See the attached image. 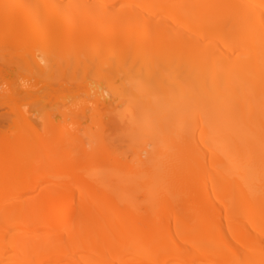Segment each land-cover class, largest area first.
<instances>
[{
    "label": "bare ground",
    "instance_id": "6f19581e",
    "mask_svg": "<svg viewBox=\"0 0 264 264\" xmlns=\"http://www.w3.org/2000/svg\"><path fill=\"white\" fill-rule=\"evenodd\" d=\"M1 9L14 20L0 32L23 38L29 76L73 91L59 112L89 108L100 128L105 117L136 165L118 194L82 171L110 144L89 151L77 129L57 130L41 137L47 152L58 147L41 162L2 135L0 264H264V0H0ZM15 63L7 57L0 73ZM32 87L10 86V96Z\"/></svg>",
    "mask_w": 264,
    "mask_h": 264
},
{
    "label": "rangeland",
    "instance_id": "374dc122",
    "mask_svg": "<svg viewBox=\"0 0 264 264\" xmlns=\"http://www.w3.org/2000/svg\"><path fill=\"white\" fill-rule=\"evenodd\" d=\"M51 15L52 13L48 11L43 18L36 19L37 26L41 28ZM157 18H162V16L158 15ZM13 20L3 14V9L0 10L1 26H8L13 23ZM46 26L45 24L44 27ZM22 42V37L11 39L0 32V66L9 56L14 57L16 60L12 67L8 66L9 69L6 74L0 73V91L3 90L5 96L0 99V137L4 134L10 135L9 140L19 146L25 156L41 162H47L46 159L49 155L53 154L58 148L55 145L50 146L47 152L43 148L44 144L41 137L52 136L54 131L57 130L70 132L77 129L82 134L81 145L86 146L89 151L98 148L100 143H108L112 147L110 155L104 158H88L82 163V167H84L82 171L91 177L92 182L96 180L99 182L100 179L103 185L114 186L119 194L128 172L136 165L130 153L129 140L123 135L121 129L117 134H113L107 129L105 127L107 125L105 117H103L104 120L101 123L103 127L100 128L96 120L92 121L93 111L89 108L81 110L79 115H75L71 111L65 115L60 113L59 108L63 104L62 99L69 108L73 105V91L70 88L63 89L64 86L59 82L51 88L45 85L44 80H36V78L30 77L27 70L22 66L21 56L25 50ZM46 49L48 51V48ZM4 50H8V53L5 54ZM16 84H21L24 87L33 84L32 88L35 90L33 93L16 96L12 99L9 87ZM21 113L27 115V119L34 126L35 131L24 125ZM197 115L198 113L195 114V116ZM48 117L53 118V120L45 122ZM204 121L202 120V122ZM68 140L67 135L59 138L60 142ZM208 144H210L208 140L204 139L199 147ZM69 149L70 147H66L67 152ZM231 149V147L228 148V150ZM78 153L81 154V150ZM11 163L13 162H7V164ZM53 167L54 165L48 162L45 170L47 171V169ZM143 196L140 195L139 198Z\"/></svg>",
    "mask_w": 264,
    "mask_h": 264
}]
</instances>
